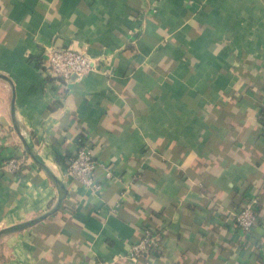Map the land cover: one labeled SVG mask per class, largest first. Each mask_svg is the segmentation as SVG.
Instances as JSON below:
<instances>
[{
  "label": "crops",
  "instance_id": "obj_1",
  "mask_svg": "<svg viewBox=\"0 0 264 264\" xmlns=\"http://www.w3.org/2000/svg\"><path fill=\"white\" fill-rule=\"evenodd\" d=\"M49 45L108 60L61 84ZM81 136L100 196L67 172ZM12 157L0 264H130L147 227L156 264H264V0H0V163Z\"/></svg>",
  "mask_w": 264,
  "mask_h": 264
},
{
  "label": "built area",
  "instance_id": "obj_2",
  "mask_svg": "<svg viewBox=\"0 0 264 264\" xmlns=\"http://www.w3.org/2000/svg\"><path fill=\"white\" fill-rule=\"evenodd\" d=\"M152 12H156L155 9ZM131 33H134L133 30ZM45 69L54 80L61 84L71 82L83 77L90 71L97 70L101 63L108 60L107 53L102 54L101 59L94 58L83 48L68 46L57 47L49 45L45 47ZM79 144L77 151L70 159L67 172L82 187L91 191L94 195L103 194L106 185L98 176V170L103 165L95 152L92 142L88 137ZM23 164L22 158L12 157L3 163L0 171L15 173ZM106 177L114 179L111 171L106 172ZM119 204L108 208L107 211L113 213L117 211ZM257 198H251L243 203L240 209L235 212V223L238 229L248 235L256 224L259 212ZM162 233L156 229L147 227L143 236L134 242L126 256L130 264H156L161 253Z\"/></svg>",
  "mask_w": 264,
  "mask_h": 264
},
{
  "label": "trees",
  "instance_id": "obj_3",
  "mask_svg": "<svg viewBox=\"0 0 264 264\" xmlns=\"http://www.w3.org/2000/svg\"><path fill=\"white\" fill-rule=\"evenodd\" d=\"M83 139H84L83 137H80V138H79V144H81V142H82ZM0 164H2V162H1ZM245 201H247V200H244L243 202L240 203V205L238 206V208L236 209L235 212H237V211L240 209L241 205H242L243 203H245ZM256 224H257V222H256ZM256 224H255V225H256ZM255 225H254V226H255ZM253 228H254V227H253Z\"/></svg>",
  "mask_w": 264,
  "mask_h": 264
}]
</instances>
